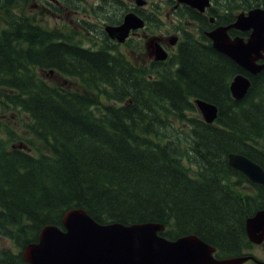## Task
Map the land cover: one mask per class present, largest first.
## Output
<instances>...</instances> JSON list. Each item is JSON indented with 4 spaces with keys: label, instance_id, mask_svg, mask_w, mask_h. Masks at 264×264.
Instances as JSON below:
<instances>
[{
    "label": "trees",
    "instance_id": "1",
    "mask_svg": "<svg viewBox=\"0 0 264 264\" xmlns=\"http://www.w3.org/2000/svg\"><path fill=\"white\" fill-rule=\"evenodd\" d=\"M19 2L0 0V108L26 113L44 151L34 156L12 149L15 139L0 140V239L22 250L43 227L62 229L64 215L78 209L98 224H161L168 240L194 235L217 259L241 256L249 247L245 222L264 210V186L231 169L227 156L243 155L264 170V70L249 75L204 34H185L169 62L136 67L113 43L91 50L81 45L91 41L86 34L47 31ZM213 2L217 26L264 7V0ZM38 71L83 89L51 84ZM239 74L250 88L236 101L229 83ZM197 99L217 108L213 124L189 116ZM241 183L253 186L252 196L236 191ZM0 263L26 264L20 252L1 249Z\"/></svg>",
    "mask_w": 264,
    "mask_h": 264
},
{
    "label": "water",
    "instance_id": "2",
    "mask_svg": "<svg viewBox=\"0 0 264 264\" xmlns=\"http://www.w3.org/2000/svg\"><path fill=\"white\" fill-rule=\"evenodd\" d=\"M203 12L208 0H177ZM144 2L137 1L141 6ZM144 22L129 13L120 26H106L107 36L123 43L131 30L141 29ZM250 32L246 40L231 38L228 31ZM212 48L226 56L248 74L254 76L264 70V9H254L240 14L229 26L217 27L207 34ZM153 41H151V44ZM173 45L174 42L172 41ZM155 59L164 61L166 53L158 44ZM263 61V64H258ZM250 87L248 78L235 76L230 83V93L241 100ZM195 104L207 124L217 118V108L204 101ZM14 148V147H13ZM21 148V146H18ZM229 167L246 176L252 183L264 186V170L248 158L229 154ZM63 230L55 226L44 227L38 242L27 245L22 258L27 264H242L246 257L216 259L215 249L193 235L177 240H167L159 235L164 230L160 224L145 223L132 226L120 224L101 225L82 210H70L62 219ZM245 233L252 243L264 239V210L257 212L245 223Z\"/></svg>",
    "mask_w": 264,
    "mask_h": 264
},
{
    "label": "rangeland",
    "instance_id": "3",
    "mask_svg": "<svg viewBox=\"0 0 264 264\" xmlns=\"http://www.w3.org/2000/svg\"><path fill=\"white\" fill-rule=\"evenodd\" d=\"M21 7L24 9L26 15L35 17L43 28H45L49 32H65V33H73L78 30L79 25L75 24L76 20H79L82 16H84L83 12L79 15H74V13L68 8L58 6L59 0H47L50 4L59 8V12L54 11L53 7L49 4L45 3L43 0H19ZM86 4L82 5L84 8L90 9L93 8L96 4L97 0H84ZM147 1V5H145L141 11L143 18L146 20L154 15L156 21L152 22V28L147 30L138 31V36L133 38L128 45L126 46H116V50L120 53L126 55V57L133 64H140L138 61V57L141 58L142 61L146 60V51L144 50L145 42L151 37H169L178 35L181 33V29L185 28L186 30H191L192 33L197 34L196 28L194 25L192 27L187 28L183 19L180 18L181 11L175 12L172 6H176L175 0H145ZM102 2V0L100 1ZM169 3L172 6H169ZM99 5V2L98 4ZM126 5L129 8H134V2L130 5L129 1L126 0ZM19 8V9H20ZM81 10V8H78ZM109 10V11H108ZM109 12V13H108ZM100 17L103 19H107L106 16L110 17L113 15V21H117L122 14L121 9L110 8L105 5L101 12H97ZM2 13L0 14V30L4 28V22L1 20ZM92 22L97 26L93 27L94 33L90 35L87 33L86 38L91 39V41H87L86 39L82 40V46L85 48H90L91 50H98L99 48H104L105 44H117L108 39V42L103 38L102 22L97 18V16H92ZM180 27V28H178ZM90 29V28H89ZM104 33V32H103ZM83 36H80L81 39ZM110 42V43H109ZM111 45V44H110ZM120 45V44H119ZM113 46V45H111ZM39 72V71H38ZM39 75L45 79L47 82L62 86L66 89L74 88L82 91L83 87L79 84L78 81L64 77L62 75H58L54 72H50V74H44L39 72ZM94 99V98H93ZM189 116H200L198 112L189 114ZM31 124L30 117L23 112L15 111L12 108L10 109H2L0 108V140H6L8 138L15 139L11 144L23 143L27 149H23V151L32 153L34 156L40 154L38 152L44 151L42 147V141L37 139L30 132V128L28 127ZM26 143V144H25ZM18 144V145H19ZM184 166L187 170H191V167L187 162H184ZM247 190L242 183L236 187V191L242 195H247ZM0 249L4 251H9L12 254H16L18 252L17 248L13 245L12 241L6 239H0ZM256 252V253H255ZM259 249L253 247L251 244L247 249L242 251V254H257ZM258 255V254H257Z\"/></svg>",
    "mask_w": 264,
    "mask_h": 264
},
{
    "label": "flooded vegetation",
    "instance_id": "4",
    "mask_svg": "<svg viewBox=\"0 0 264 264\" xmlns=\"http://www.w3.org/2000/svg\"><path fill=\"white\" fill-rule=\"evenodd\" d=\"M128 1L131 5L133 0H128ZM108 3H111L112 8H114V9H122L123 7L126 6V0H110ZM207 13H205L202 16L204 18H206L208 25H210L211 23H210V20H208ZM189 24H192V25L198 27V23L195 20H190ZM178 35H180V34H178ZM160 44H161L163 49L168 50L170 52L172 51V49H170L168 46V39H166V38L161 39ZM148 56H149L151 61H154L153 57L150 54ZM247 188H249L251 190V185H247ZM253 247L259 249V252H257L258 255L257 254H247L246 256H249L250 259L247 262H245L244 264H264V240L260 244L253 245Z\"/></svg>",
    "mask_w": 264,
    "mask_h": 264
}]
</instances>
